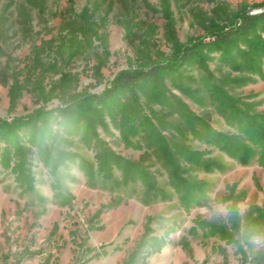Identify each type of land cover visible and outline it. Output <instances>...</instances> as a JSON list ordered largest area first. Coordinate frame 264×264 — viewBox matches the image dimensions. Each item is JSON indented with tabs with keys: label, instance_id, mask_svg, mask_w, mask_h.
<instances>
[{
	"label": "rangeland",
	"instance_id": "1",
	"mask_svg": "<svg viewBox=\"0 0 264 264\" xmlns=\"http://www.w3.org/2000/svg\"><path fill=\"white\" fill-rule=\"evenodd\" d=\"M261 8L264 0H0V264H264V243L253 242L264 236V165L210 95L264 114V19L228 51H199L201 65L193 58L134 95L91 100L120 72L174 62L179 47L212 41ZM193 128L237 137L255 155L241 165ZM181 147L223 169L203 170ZM106 159L107 181L98 172ZM140 168L165 197L137 175L124 182ZM176 168L203 185L188 207L172 185Z\"/></svg>",
	"mask_w": 264,
	"mask_h": 264
},
{
	"label": "trees",
	"instance_id": "2",
	"mask_svg": "<svg viewBox=\"0 0 264 264\" xmlns=\"http://www.w3.org/2000/svg\"><path fill=\"white\" fill-rule=\"evenodd\" d=\"M263 19L264 12L256 13L253 15L245 14L241 17L240 22L235 23L236 25L234 27L228 28L226 30H214L212 32L214 40L212 41L206 42L204 40H198L189 45H183L179 47L178 51L176 52L177 58L174 62L154 63L147 68L122 71L116 76L115 80L113 81L112 87L104 93L102 98L100 96H95L91 100L99 101L100 99H104L106 101H111L118 93L121 92H128L129 94L134 95L137 92L141 82L147 83L154 81L165 73L172 74L184 65H186V63L193 60V58H196V62L201 65V60L197 58L199 51L205 48H207L208 50H212V48H215L214 46H217L218 49H220L221 51H228V49L230 50V48L235 47V44L239 41L241 37H245L249 31H252V28H254L253 26L256 22H260ZM247 65L251 70H255L256 72L260 73V75H262L263 72H260L259 63L257 61H254V63ZM203 69H205V67H203ZM19 89L20 88L18 85L17 87L13 86L11 94L12 100L16 99V96L14 95H16L15 93L19 91ZM210 95L215 101H221L220 98H223L222 101L224 105L221 102V106L225 107L228 110L229 119H231L232 122H234L238 126L239 130L243 132L246 139L249 140L252 145L257 147V152H259L260 164L264 165V114L250 112L249 109L242 110L238 107L237 102H229L230 100H227L229 97L219 96V94L216 93L215 90L211 89ZM39 112L41 111H37L36 114H39ZM64 112L67 113L68 111L65 110ZM34 118L35 117L31 119ZM187 119L189 120V125L193 126L194 121H191V114H187ZM143 122L147 123V125L150 126L151 129L153 128L148 118H145ZM192 131L195 134L196 138L202 139L205 137V139L215 143L224 152L229 154L231 157L235 158L241 165H247L252 159V157L255 155V149L250 145L245 144L237 137L223 136L214 131H211L210 129L208 130L209 133L205 130L203 134L195 128H193ZM155 135L156 131L154 130L152 136ZM156 138L161 137L157 134ZM157 143L161 146L163 154L164 156H166L169 163L175 165L176 167L178 161L176 160L175 154H173L169 149V146H167L163 142ZM178 151H180V154L183 159L188 162L197 164L205 171L209 172L215 169H223V166L216 162L199 160L200 153L189 150L186 147H181L178 149ZM98 172L104 173L103 177L105 178V181L112 179L110 173L111 167L109 166L108 159H106L105 164H99ZM180 172L181 171L176 168V171L174 170L171 175V181L176 192L181 194V203L183 204V206L188 207L193 201H195V192L201 190L203 185L196 183L191 184L190 182L184 180V178L180 177ZM125 173L128 175L130 174L129 172ZM133 175V177L126 178L124 182H133L136 179L137 175L141 177V179L145 182L148 193H152V195H161L162 197L166 196V194L163 193L152 181V177L147 175L146 171L142 168H140V170L138 171L136 169L133 172ZM116 185L119 186L118 182H116Z\"/></svg>",
	"mask_w": 264,
	"mask_h": 264
},
{
	"label": "clouds",
	"instance_id": "3",
	"mask_svg": "<svg viewBox=\"0 0 264 264\" xmlns=\"http://www.w3.org/2000/svg\"><path fill=\"white\" fill-rule=\"evenodd\" d=\"M256 243H264V236L256 237L254 238V241Z\"/></svg>",
	"mask_w": 264,
	"mask_h": 264
},
{
	"label": "built area",
	"instance_id": "4",
	"mask_svg": "<svg viewBox=\"0 0 264 264\" xmlns=\"http://www.w3.org/2000/svg\"><path fill=\"white\" fill-rule=\"evenodd\" d=\"M260 11H264V8L259 9L257 12H260ZM257 12H252V14L257 13Z\"/></svg>",
	"mask_w": 264,
	"mask_h": 264
},
{
	"label": "bare ground",
	"instance_id": "5",
	"mask_svg": "<svg viewBox=\"0 0 264 264\" xmlns=\"http://www.w3.org/2000/svg\"><path fill=\"white\" fill-rule=\"evenodd\" d=\"M262 12H264V11H260V12H257V13H262ZM254 14H256V13H254Z\"/></svg>",
	"mask_w": 264,
	"mask_h": 264
}]
</instances>
